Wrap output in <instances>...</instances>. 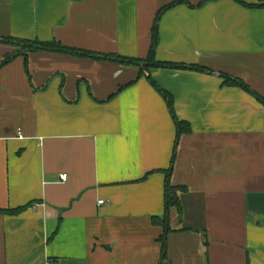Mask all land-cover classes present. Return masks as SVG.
I'll list each match as a JSON object with an SVG mask.
<instances>
[{
  "label": "crops",
  "instance_id": "obj_1",
  "mask_svg": "<svg viewBox=\"0 0 264 264\" xmlns=\"http://www.w3.org/2000/svg\"><path fill=\"white\" fill-rule=\"evenodd\" d=\"M0 0V264H264V7L187 0ZM205 1V2H204ZM258 3V0H243ZM182 209H166V169ZM67 173L66 180L61 174ZM104 200L105 203L99 202Z\"/></svg>",
  "mask_w": 264,
  "mask_h": 264
},
{
  "label": "trees",
  "instance_id": "obj_2",
  "mask_svg": "<svg viewBox=\"0 0 264 264\" xmlns=\"http://www.w3.org/2000/svg\"><path fill=\"white\" fill-rule=\"evenodd\" d=\"M187 0H176L173 3H170L166 6H164L163 8H161V10L157 13V18L155 20V23L153 25L152 31H153V41L151 44V49L149 52V56L147 57V59H138V58H127V57H123L120 55H98L96 53H92L89 50H83V49H79V48H75V47H68L64 44H62L59 41H53V42H39V41H31V40H20L14 37L11 38H5L2 41H6L8 43H14L16 44L19 48H22L24 50L18 49V51H15L13 53H11L10 55L6 56L5 59L2 61L1 64H5L10 62L12 59L19 57V56H24V57H28L29 52L31 51H36V50H40V49H46V50H50V51H58V52H64V53H68V54H75L78 56H92L94 58H98V59H102V58H106V59H110V60H114V61H120V62H124L126 64H137L140 65L144 68L150 67V66H155V67H172V68H186V69H195L198 71H202V72H211L210 69L202 67L200 65H195L193 64V66H189V65H185V64H175V63H170V62H159L155 59V53H156V49H157V45L159 42V31H158V25H159V20L161 19V14L173 7L176 6V4L181 3V2H185ZM206 1V0H205ZM204 1V2H205ZM241 3H243L245 6L248 7H264V0H258V3H251L248 4L246 2H244L243 0H238ZM232 84L237 85V86H242L243 88L247 89L248 91L252 92L253 94H255L257 96V98L264 103V97L261 96L259 93H257L255 90L253 91L243 80H241L240 78H233L228 74H224ZM152 83L154 84V86L156 87V89L158 91H160V93L162 94V96H164V98L167 101L168 106L170 107V111L172 113L173 119L176 123V136H177V141L175 144V148H174V155L172 158V164L171 167L169 169H166V174H167V178H166V186H165V196H166V209L167 211L169 210V208L171 206H176L179 208V210L182 209V198L180 196V192L181 191H185V187L184 186H177L174 185L173 182L171 181V176L174 170V162L175 159L177 157V146L178 143L180 141V138L182 137V134L184 133H189L191 131L190 128V123L186 120H182L180 118L177 117L176 112H175V106H174V99L173 96L170 92L166 91V90H162L153 80ZM26 208V206H20L17 207L15 209H2L0 210L1 212H6L9 213L11 215H16L17 213H20L21 211H23ZM163 225L166 229V232L168 230L171 229V227H169V211L167 212L166 218L165 220L162 221ZM165 236L163 237V242H164V249H163V253H162V257H163V263L166 264V242H165Z\"/></svg>",
  "mask_w": 264,
  "mask_h": 264
},
{
  "label": "built area",
  "instance_id": "obj_3",
  "mask_svg": "<svg viewBox=\"0 0 264 264\" xmlns=\"http://www.w3.org/2000/svg\"><path fill=\"white\" fill-rule=\"evenodd\" d=\"M67 178H68V174L67 173L61 174V179L66 180ZM99 203L100 204H103V203H105V201L104 200H101Z\"/></svg>",
  "mask_w": 264,
  "mask_h": 264
},
{
  "label": "rangeland",
  "instance_id": "obj_4",
  "mask_svg": "<svg viewBox=\"0 0 264 264\" xmlns=\"http://www.w3.org/2000/svg\"><path fill=\"white\" fill-rule=\"evenodd\" d=\"M18 49L24 50V49H22V48H18Z\"/></svg>",
  "mask_w": 264,
  "mask_h": 264
}]
</instances>
